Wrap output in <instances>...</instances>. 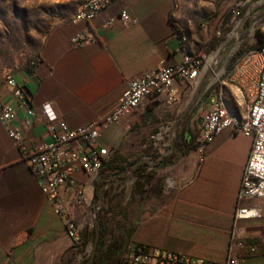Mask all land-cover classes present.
Here are the masks:
<instances>
[{"label":"crops","instance_id":"1","mask_svg":"<svg viewBox=\"0 0 264 264\" xmlns=\"http://www.w3.org/2000/svg\"><path fill=\"white\" fill-rule=\"evenodd\" d=\"M173 8L174 0H112L88 24L67 22L53 27L43 40L33 77L28 78L26 70L13 74L29 93L34 116L17 107L9 88L2 89L0 103L15 110L10 126L20 131L27 146L50 144L40 112L44 103H50L58 120L76 128L108 114L127 81L159 63L172 65L183 52H195V41L173 24ZM120 11L136 23L124 27L118 19ZM249 24L251 19L239 30L249 31ZM84 29L92 42L71 47L70 38ZM207 65L211 71H205ZM231 65L221 62L220 56L208 58L193 85L177 83L176 103L168 104L165 94L145 99L138 112L101 130L99 143L111 153L103 168L113 162L112 169L97 177L73 173V187L82 186L88 200L97 189V195L105 194L102 178L113 190L117 182L132 185L133 191L134 183L144 180L137 176V169L145 166L148 176L143 191L132 192L137 206L120 225L119 236L126 235L128 242L214 262L231 255L239 264H264V199L244 203L257 207L259 218H232L251 140L222 131L182 156L173 149L152 148L151 137L198 122V107L207 104L221 73ZM221 92L226 108L241 119L245 114L241 97L229 85ZM25 122L30 126L25 127ZM73 189L63 187L59 195L70 215L77 217L85 207L74 204ZM69 247L61 221L0 123V264H69Z\"/></svg>","mask_w":264,"mask_h":264},{"label":"built area","instance_id":"2","mask_svg":"<svg viewBox=\"0 0 264 264\" xmlns=\"http://www.w3.org/2000/svg\"><path fill=\"white\" fill-rule=\"evenodd\" d=\"M111 1L88 0L87 6L76 11L75 17L70 19L69 23L73 25L88 24ZM234 6L230 22L238 15L237 8L241 5L237 2ZM255 14L243 16L236 23L238 35L239 27L244 25L247 17H253ZM118 19L124 27H129L137 21L126 11H120ZM258 19L260 21L258 25L255 21L251 22V30L259 32L260 25L264 20L262 21V17ZM111 22V20L108 21V24ZM92 40V35L88 33L87 29H84L70 38V45L73 48H80L91 43ZM185 40L183 37L182 41L185 42ZM207 61L208 58L200 51L196 53L183 52L180 60L172 65L165 66L159 63L154 69L147 70L127 81L125 89L113 109L103 117L94 119L95 127H87V124H84L70 128L64 121L57 119L50 103H44L40 107V112L45 117L46 132L51 139L50 144L41 142L27 146L20 131L10 126L15 116L14 108L8 104H1L0 123L5 130L10 146L23 156L41 193L51 205L53 214L61 221L64 233L70 242V255H73L74 258L81 259L82 256L85 258L89 256L87 249L83 250V244L87 240L82 241V236L96 227V219L101 211L103 198L100 191L97 197L91 196L87 200L82 186L73 187V173L82 171L88 176L97 177L102 172L111 153L109 148L99 143L101 130L109 124L119 123L124 116L138 112L145 99H153L165 94L168 104L176 103L178 101L177 83L193 85ZM37 62L38 60L31 63L26 70L28 78L33 77V70ZM211 69V65H207L205 71H211ZM218 79L206 100L207 104L198 107L195 113L199 119L194 124L197 133L195 143L197 146H201L211 141L222 131H228L233 135H240L251 140L249 154L235 197L232 218L234 221L256 219L260 217V210L254 206H244V203L249 200L264 199V46L250 49L234 59L230 69L222 72ZM225 80L238 83L246 93L247 113L241 114V119H233L225 111L219 109L218 88L220 82ZM4 87L11 90L17 107L25 109L28 117H33L35 110L31 107L29 93L16 83L12 73L5 75ZM24 125L29 127L30 123L25 122ZM173 138H175V130L166 135L160 133L151 137L153 139L152 148L155 151L169 150L173 144ZM147 171H151V168L148 167ZM101 181L103 182L102 192H108L110 186L107 184V180L102 178ZM63 187L74 188V204L85 207L79 216H71L66 209L59 195V191ZM122 188L123 185L116 182L114 190L110 187V191L120 192ZM238 246L242 247V244L238 243ZM118 264H239V260L231 255H226L222 261L214 262L160 248H144L128 242L119 256Z\"/></svg>","mask_w":264,"mask_h":264},{"label":"rangeland","instance_id":"3","mask_svg":"<svg viewBox=\"0 0 264 264\" xmlns=\"http://www.w3.org/2000/svg\"><path fill=\"white\" fill-rule=\"evenodd\" d=\"M239 2L238 15L231 21V11ZM81 0H0V97L4 87V78L8 73L15 74L27 70L30 64L38 59L43 40L49 31L62 23H67L75 15ZM255 14L251 22L257 25L259 19L264 20V0H174L172 22L178 32L195 41V53L200 51L211 60L214 56L221 57V62L230 64L244 52L258 45V31H240L237 34L236 23L243 16ZM250 28V24L248 25ZM259 32L264 36V22ZM230 81V80H229ZM224 89L232 83L221 81ZM1 106V103H0ZM188 131L196 137L193 124L186 127L183 123L175 130L173 143L182 131ZM151 149V148H150ZM104 191L102 208L97 216L103 223V247L109 249L120 237V225L126 215L132 213L137 206L131 198L132 185L123 184L120 192ZM129 191V192H128ZM94 229L83 234V250L87 249L89 256L74 258L69 255V264H88L94 249ZM85 236V237H84ZM122 238V236L120 237ZM123 242V239L119 242Z\"/></svg>","mask_w":264,"mask_h":264},{"label":"trees","instance_id":"4","mask_svg":"<svg viewBox=\"0 0 264 264\" xmlns=\"http://www.w3.org/2000/svg\"><path fill=\"white\" fill-rule=\"evenodd\" d=\"M257 41L258 45L255 48H259L264 46V40L263 36L258 34L257 35ZM197 147V144L194 143V137L188 132V131H182L180 135L177 137V140L175 141V144L173 143L171 145V149L178 152L179 155H185L186 152L189 150L195 149ZM111 164L113 162H110L108 167L103 168L111 170ZM102 170V171H103ZM122 170H125V167L122 168ZM137 176L143 177V183H138L137 181L133 185V191H138L139 194L143 191V185L144 182L147 179L148 173H146L145 166L141 165L139 169H137ZM97 191H95V197H97ZM142 198V197H141ZM104 229H103V223L102 220L99 218L96 222V229L94 231V249L90 257V261L88 264H118L119 256L121 255V252L123 250L119 251V246L121 245L119 242L123 239L122 246L126 245L128 242L127 236L125 235L122 238H118V240H115L114 243L109 249L102 248L103 247V236H104ZM85 235V234H84ZM86 236V235H85ZM84 236V237H85ZM87 238V236H86Z\"/></svg>","mask_w":264,"mask_h":264},{"label":"bare ground","instance_id":"5","mask_svg":"<svg viewBox=\"0 0 264 264\" xmlns=\"http://www.w3.org/2000/svg\"><path fill=\"white\" fill-rule=\"evenodd\" d=\"M87 4H88V0H81L80 6H79L77 11H79V9H81V8L86 7ZM74 17H75V15L72 18H74ZM228 82L232 83L233 89L236 91V93L239 95V97H241V99L243 100L244 112L246 114L247 113V107H248V100H247L246 93L243 92V89L240 87V85L238 83L233 82L232 80H230V81L228 80ZM221 89H223V88L220 85V87L218 88L219 109H220V111H225V113L228 114L229 116H231L233 119H238L224 105L223 99H222ZM87 127H95V121H91V122L87 123Z\"/></svg>","mask_w":264,"mask_h":264}]
</instances>
